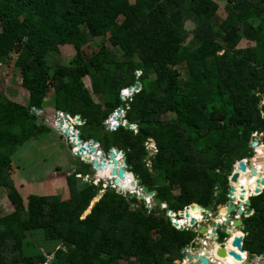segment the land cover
I'll return each instance as SVG.
<instances>
[{
    "label": "trees",
    "instance_id": "1",
    "mask_svg": "<svg viewBox=\"0 0 264 264\" xmlns=\"http://www.w3.org/2000/svg\"><path fill=\"white\" fill-rule=\"evenodd\" d=\"M224 1L221 19L213 0H0V62L15 55L29 92L27 106L0 92V188L19 206L0 216V264L179 263L197 232L174 228L166 210L225 203L234 161L252 154L254 132L264 133V0ZM187 19L194 24L190 31ZM97 37L121 52L102 41L86 54ZM66 44L76 50L67 64L54 60ZM86 75L103 101L85 85ZM136 82L140 90L123 99L121 90ZM120 105L136 128L106 129L104 120ZM47 106L81 115L85 141L98 140L105 152L124 149L129 171L167 209H149L103 182H84L77 178L89 175L84 162L65 174V193L31 194L25 207L12 156L42 135L34 110ZM150 139L157 151L147 158ZM261 142L264 150V136ZM250 205L242 248L259 255L264 241L255 234H264V189ZM37 232L49 247L30 239Z\"/></svg>",
    "mask_w": 264,
    "mask_h": 264
},
{
    "label": "water",
    "instance_id": "2",
    "mask_svg": "<svg viewBox=\"0 0 264 264\" xmlns=\"http://www.w3.org/2000/svg\"><path fill=\"white\" fill-rule=\"evenodd\" d=\"M141 88V83L136 82L134 87L128 86L129 91H139ZM122 95V94H121ZM123 105H120L119 109H122ZM38 111L37 109L34 110ZM119 112V110L117 111ZM59 120V128L63 127V121ZM76 126L82 120L81 115H78L75 119ZM67 127L64 129V135L69 138L71 142V148H76V156L82 158L86 165H90V170L92 172H98L108 168H111V174L108 178L114 177L113 180H109V183L118 184V189H121L122 182H126V180H135L136 186L141 189L143 193L140 197L141 201L147 197L153 198V203L155 206H162V199L156 196L155 190H149V186L142 185V178H140L137 174L130 173L127 175V161H126V152L124 149L119 146L112 147L108 152L104 150L99 153L96 145L99 143L98 140L90 139L85 141L81 137L80 131H76L73 128L71 123H67ZM126 128H131L130 122H125ZM73 135V136H72ZM260 136L263 138V134L260 133ZM261 138V139H262ZM257 141H253L249 143V146L252 148V151L256 153L253 149L255 145H257ZM263 147V146H262ZM78 149V150H77ZM92 156H96L94 160L90 159ZM147 156H150L147 154ZM120 157L122 158L121 163L119 162ZM252 155L245 157V161L236 159L232 165L231 174L228 178V189L226 193L227 201L224 204H219L216 212H213L210 207H202L198 203H190L184 207V209L179 210L176 214L172 210H167L165 215L169 217L172 222V226L174 228H181V224H179L178 219L175 217L177 215L178 218L186 220L185 225L193 226L195 225V229L199 235L203 238L200 240L198 237L194 240V247L191 245L185 246L181 250V259L179 264H183L186 261L188 264H231L229 258H232L234 261L239 264H264V253L260 255H251V257H244L241 253L245 252L242 248L243 237L246 234L244 230L243 220L240 217H237L236 214L239 213L242 217L248 216L252 213V207L249 206L250 196L259 194L264 189V178L256 179V184H260L254 190V193H251L248 198L243 200V205L245 210H242V202L241 196L239 199L235 196V186L239 184V187L242 185L239 183L240 172L246 171L249 169L250 174L256 172V168L252 163L253 160ZM237 164V165H236ZM134 181V182H135ZM135 185V183H132ZM108 189H111L110 187ZM104 192L100 193L99 197H96L94 201L91 203V207L84 213L83 217H86L91 213V208L95 205L97 201L101 198ZM129 197L138 198V193L132 191L128 193ZM214 197V196H213ZM192 208H196L199 211H202L203 217H208L206 222H198V218L191 215L189 210ZM214 219V220H213ZM234 230H239L240 234L233 236ZM230 237H233L231 241V248L227 249V241ZM234 248V249H232ZM207 249L209 251H207ZM212 254V258L214 262L209 261L208 256ZM246 254V253H245ZM54 257L52 255L51 259Z\"/></svg>",
    "mask_w": 264,
    "mask_h": 264
},
{
    "label": "rangeland",
    "instance_id": "3",
    "mask_svg": "<svg viewBox=\"0 0 264 264\" xmlns=\"http://www.w3.org/2000/svg\"><path fill=\"white\" fill-rule=\"evenodd\" d=\"M130 1L134 2L135 0ZM213 1H215L219 6L217 10L218 16L221 19L224 18L226 15L225 10H223L225 1ZM185 27L190 31L194 27V24L190 19H187ZM189 38L187 40H189ZM102 41H106L107 46H109L110 48H115L109 44L107 38L105 39L102 37H97L85 47L86 54L90 55L92 54V52L97 50L99 47L98 45L101 44ZM243 44L244 43L242 42L240 45ZM193 46H197V43L193 42L192 47ZM114 50L121 52V50L118 48H115ZM75 53L76 50L73 44H66L63 45V47L61 46V52L56 56V58H54V60L67 64L75 55ZM52 55H54V53H51L49 58H51ZM15 58L16 57L14 55L11 58V61L0 62V92H4L12 100L21 103L24 106H27L29 101V92L21 85V78L14 67ZM140 73L141 72L138 71L137 74L139 75ZM83 80L95 100L98 102L103 101V95H99L93 92L90 76L86 75ZM123 93L124 94L121 97H123V99H127L134 93V91H130L129 96H126L125 92ZM46 101L48 103H51L52 100L50 95L48 96ZM52 109L53 108L47 106L42 111H39L38 109V111H35V114L38 115L37 125H39L40 129H42V135L39 134L36 139L28 141L22 146H19L12 156L14 177H16V181L18 182L19 191L24 199L25 207L27 206V198L31 194L46 196L50 191H56L57 194L65 193L66 187L63 186L66 183L65 174L67 173L68 175H71L77 169H81L83 167V161L79 157H75V155L72 153L68 138L63 135V131H61L58 127V119L67 121L65 116L67 113L61 111L54 112V110ZM121 114L125 115L126 110L121 109ZM76 118L77 116L72 119V122L76 121ZM72 122L70 121V123ZM105 123L107 125L106 129H110L107 122ZM114 123H116V121H112V124ZM83 124V120H81L79 126ZM134 127L137 126L134 125ZM44 128H48L49 131L46 132L47 129L45 130ZM262 134L264 136V133ZM252 137L253 138L251 139L250 143L255 140L259 143V145H261L262 137L260 136V133L254 132L252 134ZM146 144L148 145V149L150 150L149 155H151L152 152L157 151L154 139H150ZM255 154L256 153L252 152L251 155L255 156ZM149 157L150 156H147V158ZM90 168V177H86L83 181L93 183V180L100 178L101 174L92 172ZM54 173L59 175V177L53 176ZM221 180L222 179L220 178L219 181ZM216 182L217 180L215 181V183ZM79 186H81V183ZM2 191H4V194H2ZM27 191L28 195L25 196V193ZM177 191L178 189L175 187L173 189V192L177 193ZM216 192L217 191H215L214 194H216ZM147 206L148 208H151L153 206V200H151L150 204H147ZM18 208L19 206L15 204L12 199H10V196H8L5 189L0 188V216L9 214L10 209L14 212ZM256 216L257 215H255V217ZM30 239L33 240L36 246L42 248H47V246L49 247L51 245L40 240V232L31 233ZM241 255L244 257L245 254L241 253ZM121 264H127V262L122 261Z\"/></svg>",
    "mask_w": 264,
    "mask_h": 264
},
{
    "label": "bare ground",
    "instance_id": "4",
    "mask_svg": "<svg viewBox=\"0 0 264 264\" xmlns=\"http://www.w3.org/2000/svg\"><path fill=\"white\" fill-rule=\"evenodd\" d=\"M126 93L129 94L130 91L128 90ZM74 122L76 123L77 121H74ZM253 149L256 151V154L253 157L252 163H253V165L256 168V172L250 174L249 169L246 170V171H243V172L241 171L240 172V177L238 179H239V183L242 185V187H239V184L234 185L235 188H236L235 196H236L237 199H239L240 196H241V198H242L241 202L242 203H243V200H245L249 194L254 193V190L256 189V187H258L260 185V184H256V182H257L256 179L264 178V150H263V147H262V145H258L257 144V145L254 146ZM95 157L96 156H92V158H90V159L94 160ZM243 161H245V158L243 159ZM111 171H112L111 168L107 167L106 169H104V170H102V171H100L98 173L101 174L100 178H103V177L107 178V177L110 176ZM97 177H98V175H97ZM134 181L135 180H128L127 179L126 180V184L125 185L122 184L121 188H123L125 186L127 189L135 190L137 186H136V181L135 182ZM132 183H135V185H133ZM189 213L191 215H195V216L199 217V210L196 209V208L190 209ZM184 221L185 220H183V222ZM237 234H238L237 230H234L233 236H235ZM230 239L232 240L233 237H230L228 239V241ZM229 248H231V247H229ZM229 248H227V249H229ZM229 260H230L231 264H239L238 262L234 261L232 258L229 259Z\"/></svg>",
    "mask_w": 264,
    "mask_h": 264
},
{
    "label": "clouds",
    "instance_id": "5",
    "mask_svg": "<svg viewBox=\"0 0 264 264\" xmlns=\"http://www.w3.org/2000/svg\"><path fill=\"white\" fill-rule=\"evenodd\" d=\"M134 87V86H133ZM127 89L128 88H123L122 90H121V94L123 95L124 93L123 92H125V94H126V96H129L130 94H127L126 92H127ZM135 92V91H134ZM121 95V96H122ZM130 97V96H129ZM123 98V97H122ZM119 110V112H117ZM122 110H124V107L122 108ZM66 116V119H67V121H63V127H64V125H67V123L69 122L70 123V120H69V118H67V114L65 115ZM71 119H73V118H75V117H70ZM112 121H116V123H114V125L112 124ZM58 122H59V120H58ZM105 122H107V124L109 125V128H110V130H114V129H116L120 124H124L125 125V122H129L127 119H126V116L124 115V114H121V109H117V110H115L114 112H112L111 114H110V116L108 117V118H106L105 120H104V124H105V126L107 127V125H106V123ZM131 123V122H130ZM71 124H73V123H71ZM60 125V124H59ZM113 125V126H112ZM133 125H135V124H133V123H131V128H133ZM59 127V126H58ZM62 127V128H63ZM79 127L80 126H77V128H76V130H78V131H80L79 130ZM113 127V128H112ZM260 133H262V132H260ZM63 135H64V133H63ZM263 139V138H262ZM261 139V140H262ZM68 140H69V145L71 146V142H70V139L68 138ZM100 145V143H97V145ZM96 145V147H97V149L99 150V153L101 152V151H103L104 149L102 148V146L100 145L99 147ZM258 145H259V143H258ZM261 145L263 146V143L261 142ZM71 150H72V153L74 154V152H73V148H71ZM253 152V151H252ZM75 155V154H74ZM76 156V155H75ZM80 158V157H79ZM81 160H82V158H80ZM120 160H122V158L120 157ZM120 160H119V162H120ZM83 161V160H82ZM84 162V161H83ZM121 163V162H120ZM94 173H97L96 171L94 172ZM126 173H127V175L128 174H130V173H132V172H130L129 171V168H128V165H127V168H126ZM133 174H135L134 172H133ZM78 175V174H77ZM114 179V177H110V178H97V180H98V184H100L101 182H103V188L104 189H106V188H111V189H114V188H112L111 187V185L112 184H116V183H109V180H113ZM130 180H132V179H130ZM94 183V182H93ZM95 184V183H94ZM98 184H95V185H98ZM122 184H126V182H122ZM105 185H107L106 187H105ZM117 185V189H114V190H116L117 192H119V193H122V194H124V195H127L128 196V193H131L132 191H134V192H137L138 193V199L141 201V199H140V197H141V195L143 194L142 192H141V189L140 188H138V187H136V189L135 190H130V189H127L125 186L123 187V188H121L120 190L118 189V184H116ZM101 192H103V191H101ZM149 199H151V200H153V198H151V197H147V198H145V199H143L142 201H144L146 204H150V201L151 200H149ZM149 200V201H148ZM163 203V202H162ZM222 204H224V203H222ZM156 207H159V206H155L154 205V203H153V206H152V208H156ZM151 208V209H152ZM150 209V208H149ZM160 209H167V205H166V203H164V206H161V208ZM167 210H169V209H167ZM166 210V211H167ZM242 210H243V207H242ZM245 210V209H244ZM243 210V211H244ZM177 212H175V214H176ZM193 216H195V215H193ZM168 217V216H167ZM175 217L178 219V221L179 220H182V222L180 223V224H182L183 223V220L184 219H181V218H178L177 217V215H175ZM195 217H197V216H195ZM169 218V217H168ZM170 220V219H169ZM171 222V221H170ZM171 224H172V222H171ZM182 228H192V229H194V228H196L195 227V225H193V226H187L186 227V225L183 223V225H181V228L180 229H182ZM177 229V228H176ZM196 231V230H195ZM197 232V231H196ZM198 234V233H197ZM196 238V237H195ZM193 247V246H192Z\"/></svg>",
    "mask_w": 264,
    "mask_h": 264
},
{
    "label": "crops",
    "instance_id": "6",
    "mask_svg": "<svg viewBox=\"0 0 264 264\" xmlns=\"http://www.w3.org/2000/svg\"><path fill=\"white\" fill-rule=\"evenodd\" d=\"M54 110V109H53ZM54 112H56V111H54ZM69 117H71L69 114H67ZM75 157H77V156H75ZM67 174V173H66ZM97 174V173H96ZM54 175H57V174H55L54 173ZM56 177H59V175H57ZM17 184V183H16ZM17 186H19V185H17ZM31 187V186H30ZM30 189V188H29ZM2 194H4V191H2ZM250 195V194H249ZM249 195L247 196V198L249 197ZM251 197V196H250ZM214 199H215V197H213V201H214ZM226 201H227V198H226ZM225 201V202H226ZM244 203H242V207H243V209H245V207H244V205H243ZM208 206H210V204L208 205ZM207 206V207H208ZM249 206L251 207V205H250V203H249ZM205 208V207H204ZM217 208H218V205L216 206V208L214 207V204L212 203V205H211V207H210V209L213 211V212H216V210H217ZM13 212V210H11L10 209V211H9V214L10 213H12ZM254 212V209L252 208V213ZM251 213V214H252ZM250 214V215H251ZM236 216L237 217H240V218H242V220L245 218V217H247V216H244V217H242L239 213H237L236 214ZM249 216V215H248ZM197 218H198V222H201V223H203V222H206L207 220H208V217H203V215H202V211H199V217L197 216ZM214 220V219H213ZM185 222H186V220L183 222L184 224H185ZM244 225V224H243ZM193 230H196L195 228L193 229ZM243 231H245L246 232V234L245 235H247V233H248V231H246L245 230V225H244V230ZM237 232L240 234V232H239V230H237ZM244 235V236H245ZM255 236H256V239H262L263 241H264V234H262V233H258V234H255ZM196 237H198L200 240H202L203 238L201 237V235H199V234H197V236ZM244 238V237H243ZM196 239V238H195ZM228 243V242H227ZM194 246H196V245H193V247ZM231 247V246H230ZM227 248H229L228 246H227ZM207 251H209L208 249H207ZM245 256L247 255V257L249 258V257H251V255L245 250ZM261 254H263V253H261ZM253 255H258V254H253ZM260 255V254H259ZM208 258H209V261H212V262H214L213 261V259H211L212 258V254L210 253V255L208 256ZM231 259V258H230ZM179 264V263H178ZM183 264H188L186 261H184L183 262Z\"/></svg>",
    "mask_w": 264,
    "mask_h": 264
},
{
    "label": "built area",
    "instance_id": "7",
    "mask_svg": "<svg viewBox=\"0 0 264 264\" xmlns=\"http://www.w3.org/2000/svg\"><path fill=\"white\" fill-rule=\"evenodd\" d=\"M62 114V113H61ZM67 118H69V120L72 122V119L69 117V116H67ZM73 124V128L76 130V128H77V126H76V123L75 122H72ZM80 125V122L78 123V126ZM114 125V124H113ZM112 125V126H113ZM59 126V125H58ZM67 127V125H64V127L63 128H59L61 131H63V133H64V129ZM113 128V127H112ZM133 128H136V127H134V125H133ZM76 131H78V130H76ZM73 136V135H72ZM69 139H70V137H69ZM98 147L100 146L99 144L97 145ZM76 148L74 147L73 148V152H74V154L76 155ZM151 152H152V150H151ZM120 162H121V160H120ZM112 170V169H111ZM89 178L90 177V175H85V176H83L82 174H78L77 175V178H80V179H85V178ZM93 182L95 183V184H98V180L97 179H95V180H93ZM107 185H105V187H106ZM111 187L112 188H114V189H117V185L116 184H112L111 185ZM149 200H151V199H149ZM148 200V201H149ZM162 206H164V203H162ZM152 208V207H151ZM150 208V209H151ZM244 210V209H243ZM179 222L181 223L182 222V220H179ZM181 225H183V223L181 224Z\"/></svg>",
    "mask_w": 264,
    "mask_h": 264
},
{
    "label": "flooded vegetation",
    "instance_id": "8",
    "mask_svg": "<svg viewBox=\"0 0 264 264\" xmlns=\"http://www.w3.org/2000/svg\"><path fill=\"white\" fill-rule=\"evenodd\" d=\"M212 254H214V253H212Z\"/></svg>",
    "mask_w": 264,
    "mask_h": 264
}]
</instances>
